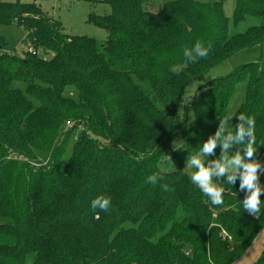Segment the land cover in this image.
<instances>
[{
    "label": "trees",
    "instance_id": "1",
    "mask_svg": "<svg viewBox=\"0 0 264 264\" xmlns=\"http://www.w3.org/2000/svg\"><path fill=\"white\" fill-rule=\"evenodd\" d=\"M36 1L0 0V25L20 27L41 51L16 56L0 37V264H233L241 258L264 231V195L256 218L242 207L239 181H219L224 202L212 205L185 168L243 83L231 123L240 114L255 118L256 155L264 162V61L203 85L189 104L193 126L180 110L188 86L237 52L264 45V24L228 37L223 0H176L158 12L145 9L149 0H103L110 14L87 18L107 34L98 41L63 34ZM249 17L264 18V0H234L233 25ZM197 41L211 45L209 53L188 62L184 49ZM16 83L26 85L24 92ZM67 88L77 90L76 100L65 97ZM70 121L82 131L64 162L72 128L61 129ZM60 137L47 167L15 160L36 163ZM176 139L185 150L173 151ZM154 173L164 177L156 185L147 182ZM101 194L111 196L112 207L97 209L96 218L91 201ZM255 264H264V252Z\"/></svg>",
    "mask_w": 264,
    "mask_h": 264
},
{
    "label": "rangeland",
    "instance_id": "2",
    "mask_svg": "<svg viewBox=\"0 0 264 264\" xmlns=\"http://www.w3.org/2000/svg\"><path fill=\"white\" fill-rule=\"evenodd\" d=\"M7 2H15V0H4ZM20 3H32L34 0H18ZM176 0H149L145 6V9L152 12H158L163 4L168 2H173ZM196 2L214 4L217 0H194ZM36 3L39 5L40 10L43 12L46 18L59 22L60 31L69 36H84L88 38H93L98 41H104L107 38V34L90 24L87 23L88 15L93 13L99 16L109 15L110 8L106 5L103 0H37ZM223 11L228 19V37H232L236 34L244 33L248 28L253 26H260L264 24V18L260 17H249L244 22L240 23L238 26H234L232 23V15L234 11V0H224ZM26 35L27 33L16 25L11 26H1L0 25V37L3 38L6 44V51L14 52L16 56H22L23 52H26ZM5 52V50L3 51ZM40 55L41 51H37ZM38 55V56H39ZM41 56V55H40ZM264 61V45L255 46L249 49L241 50L234 54L231 58L225 62L213 67L204 77L195 81L190 86L186 88L185 93H199L202 86L222 77L228 75L235 68ZM246 84L243 83L238 85L234 96L231 99L230 106L226 112V117H231L233 112L237 109L239 104L243 100V95L245 91ZM15 88L20 89L24 92L26 85L24 83H16ZM64 95L67 98L76 100L78 92L74 88H67L64 91ZM33 105L37 106L35 102ZM35 106V107H36ZM180 116L182 121L186 126L191 127L194 125V112L188 105H183L180 110ZM74 122L70 121L69 125L67 122L61 129V132L69 130L72 128ZM82 131V127L79 125L78 128H72V134L66 145L63 146L64 152L62 160L65 162L72 151L73 142L77 138L78 134ZM63 140L60 137L58 143L54 144L48 154L37 155V162L31 164L27 162L25 158L17 157L15 159L17 162L28 163L30 166L37 167H47L51 162L50 156L53 154V148L60 147L58 144ZM173 151L180 152L186 149V143L181 142L180 139H176L173 144ZM55 152V151H54ZM14 156H10L8 160H11ZM63 162V163H64ZM186 173L190 176L192 171L195 169L185 168ZM191 177V176H190ZM183 216L181 211L178 212L175 220L180 221ZM221 234H225L222 230ZM264 252V231L260 232L254 239L250 248L246 251L241 258L235 261L233 264H255L262 253ZM30 264V263H29Z\"/></svg>",
    "mask_w": 264,
    "mask_h": 264
},
{
    "label": "clouds",
    "instance_id": "3",
    "mask_svg": "<svg viewBox=\"0 0 264 264\" xmlns=\"http://www.w3.org/2000/svg\"><path fill=\"white\" fill-rule=\"evenodd\" d=\"M211 45L205 47L197 41L191 48H185L183 55L188 62H196L197 59L206 58ZM194 96L192 93H184L181 103L188 105ZM233 117H225L219 123L214 135L200 147L199 151L188 158L186 167L195 169L190 173L191 181L201 192L209 198L212 205H222L225 188L219 181L231 186L239 181V191L244 192L242 207L249 215L259 218L261 213L260 199L264 195V184L260 182V176L264 174V162L257 159V146L255 137V118L240 114L236 116L238 123L233 127ZM234 146H240L235 152H231ZM219 148V157L216 149ZM168 161L170 157L166 156ZM172 162V161H171ZM160 173H154L147 178V182L156 185L163 181ZM163 191H170L167 183L160 184ZM112 207L111 196L98 195L91 201L93 211L99 209L107 212ZM96 218L99 212L96 211Z\"/></svg>",
    "mask_w": 264,
    "mask_h": 264
},
{
    "label": "built area",
    "instance_id": "4",
    "mask_svg": "<svg viewBox=\"0 0 264 264\" xmlns=\"http://www.w3.org/2000/svg\"><path fill=\"white\" fill-rule=\"evenodd\" d=\"M25 50H26V52L30 53L33 56L38 55L37 51L34 50V48L32 47V44L28 40L26 41ZM67 124L69 125V122H67ZM222 239L223 240H225V239L229 240L230 238L226 234H222Z\"/></svg>",
    "mask_w": 264,
    "mask_h": 264
},
{
    "label": "crops",
    "instance_id": "5",
    "mask_svg": "<svg viewBox=\"0 0 264 264\" xmlns=\"http://www.w3.org/2000/svg\"><path fill=\"white\" fill-rule=\"evenodd\" d=\"M223 2H224V0H223Z\"/></svg>",
    "mask_w": 264,
    "mask_h": 264
}]
</instances>
